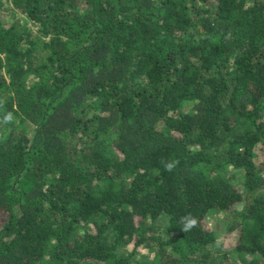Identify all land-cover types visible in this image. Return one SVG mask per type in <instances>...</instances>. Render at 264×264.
I'll return each instance as SVG.
<instances>
[{"label": "trees", "instance_id": "1", "mask_svg": "<svg viewBox=\"0 0 264 264\" xmlns=\"http://www.w3.org/2000/svg\"><path fill=\"white\" fill-rule=\"evenodd\" d=\"M0 264H264V0H0Z\"/></svg>", "mask_w": 264, "mask_h": 264}, {"label": "rangeland", "instance_id": "2", "mask_svg": "<svg viewBox=\"0 0 264 264\" xmlns=\"http://www.w3.org/2000/svg\"><path fill=\"white\" fill-rule=\"evenodd\" d=\"M19 14L17 13V16ZM16 15L11 16L8 14V16H5V19L7 18L9 21L12 19L14 20L16 17ZM20 22L27 25L28 27L36 30V26H34V24H32L29 19L23 17L20 15L19 17ZM257 162L261 160V157H256ZM237 208L241 207V204H237L236 205ZM204 225L207 228H213L216 231L217 234V238L219 241V244H221L223 246V248H229L231 247L236 240V235H237V231L235 229L233 230H229V229H225V218L223 216V213L221 211H215L214 213H210L207 215V217H205V219L203 220ZM132 247V243H130L128 245V247H126L125 249H129ZM155 248H149L146 246H139L136 249V253L134 254V256H146V257H152L153 254L155 253Z\"/></svg>", "mask_w": 264, "mask_h": 264}, {"label": "clouds", "instance_id": "3", "mask_svg": "<svg viewBox=\"0 0 264 264\" xmlns=\"http://www.w3.org/2000/svg\"><path fill=\"white\" fill-rule=\"evenodd\" d=\"M12 120H13L12 113L9 112L7 115L4 116V118H3V123H8V122H10V121H12ZM174 166H175L174 163H166V164H165V168H166L167 170H172V168H173Z\"/></svg>", "mask_w": 264, "mask_h": 264}]
</instances>
